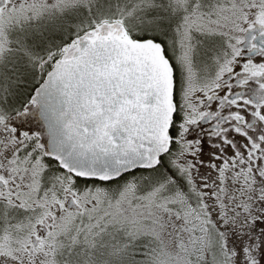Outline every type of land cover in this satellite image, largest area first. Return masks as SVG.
Returning <instances> with one entry per match:
<instances>
[{
  "label": "snow or ice",
  "instance_id": "obj_1",
  "mask_svg": "<svg viewBox=\"0 0 264 264\" xmlns=\"http://www.w3.org/2000/svg\"><path fill=\"white\" fill-rule=\"evenodd\" d=\"M0 264H264V0H0Z\"/></svg>",
  "mask_w": 264,
  "mask_h": 264
}]
</instances>
